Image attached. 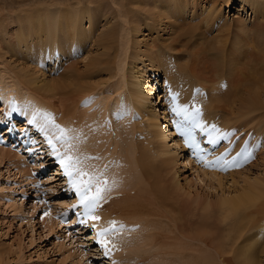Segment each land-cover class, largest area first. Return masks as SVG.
<instances>
[{"label": "bare ground", "instance_id": "obj_1", "mask_svg": "<svg viewBox=\"0 0 264 264\" xmlns=\"http://www.w3.org/2000/svg\"><path fill=\"white\" fill-rule=\"evenodd\" d=\"M234 6L239 8V12H252L251 15L254 16L256 22L254 26L258 27L256 39H249L244 35L238 36L237 42L231 43L228 49L229 35H226L220 38L222 45L215 50L207 46L201 38L197 42L201 41L202 45L199 43L193 48L185 45V42L182 43L180 39L182 36L193 40L195 37L193 34L197 32L198 25L193 24V28L191 26L182 30L184 27L182 26L181 29L178 22H184L189 19L188 16L195 19L204 17L206 14L208 17L215 14L214 17L219 19L223 9ZM113 7H117L116 15L111 12ZM151 12L156 18L160 17L161 21L165 19L167 22L174 19L175 22L168 23L170 27H179V33L182 32L181 35L178 34L181 41L178 38L171 39L170 43L164 47L146 46L150 43L148 41L135 42L134 53L131 57V54L128 55L129 43L132 42L129 39L130 42L126 40L122 47L118 45L121 47L122 57H114L112 61L113 55L109 54L112 55V62L89 58V62L83 64L76 60L85 49L86 42L92 39L93 32L90 34L92 26L96 27L103 23L102 27L106 31L99 35V38H102L114 34L119 24L116 22L118 19H122L123 22L127 19L125 21L127 25H124L135 26L134 28L139 32L141 26L145 24L140 14L148 18ZM85 21L89 24V34L84 31ZM178 31L176 30L177 33ZM225 32L228 34V31ZM131 33L128 34L129 38H131ZM0 42L9 49L19 51L23 57L29 55L31 49L33 51L36 49L37 53L39 52L36 57L39 56L42 67L46 65L45 63L54 65L55 60L51 58L52 48L57 44L60 54L64 57L58 62L68 61V66L65 67L68 74L63 69L64 74H67L66 83L48 77L45 72L41 73L36 70L31 72L30 69L22 75L11 73L10 76L6 75L10 78L8 81L10 83L2 79L5 78L4 75L0 77L2 84L11 91L24 90L28 96L61 109L66 116L75 115L78 103L76 100L92 92L85 87L87 81L97 73L99 75L107 72L110 79H117L116 83L111 84L109 88L111 93L117 94L115 95L116 100L124 95L121 93H125V96L132 99L140 108V112L146 115L148 130L152 134L149 140L150 145L140 146L131 143L132 137L129 138V143L126 141L124 143V148L129 152L127 154L131 182L129 189H135L134 195L126 192L124 197L112 204L119 215L131 222L141 223L140 228L136 230L130 250L142 258V264H264V244L263 249L260 247L264 241V174L260 175L264 172V154L261 151L262 154L258 161L250 163L249 166V170L258 165L262 166L263 170L258 172L260 175L258 177L249 175V170L246 171L247 174H241L240 171V174L236 175H234L235 172L221 175L194 169L196 174L202 177V181L219 183L220 187H223L225 178L230 177L235 182L238 177V180L235 183L232 182V185H236L237 188L231 189L233 186L230 185L228 193L220 194L221 196L216 199L202 196L196 193V190L192 192V181H185L187 177L185 176L183 178L185 186L182 185L179 170L176 168V165L183 163L180 159L184 157L183 152L175 148L177 147L174 142L175 138H171L172 143L170 144L174 145V150L167 142V144L164 143L168 135L171 136L173 132L166 128L164 130L158 120L157 110L159 108L153 107L151 103L154 102L149 99L150 90L155 88L152 83L156 77L148 79L152 77V74H164L175 80L180 76H189L207 89L208 112L219 114L225 124H239V127L253 128L256 133L264 134V0H203V3L200 0H58L55 3L47 2V0H0ZM73 43H75L74 48L77 52L75 57L71 52ZM105 52L110 51L105 50ZM172 55H174V63L170 64L168 58ZM27 59L30 60V58ZM72 62L75 63L72 64ZM127 64L129 74L125 72ZM173 67L175 68L174 73L172 72ZM226 68L229 69L228 74L225 72ZM221 78L225 79V86L219 87ZM57 83L65 84L61 86ZM7 85L10 86L7 87ZM71 86L78 89L77 94L76 92L74 94ZM69 87L71 90L68 92L72 91L70 96L74 98L73 101L70 100L67 92ZM112 97H114L113 94ZM156 104L161 106L159 102ZM133 131L125 134L132 135ZM150 152L153 154L150 155ZM178 154L180 158H177ZM6 158L13 159L12 161L17 163L20 174L28 171L25 162L15 153L0 149V160H6ZM181 197L182 200L185 198L188 202L183 200L182 203ZM193 210H201L200 218H203L201 221L196 222L194 218L196 213L193 214ZM188 211L192 215L187 216ZM217 216L220 219L215 222L214 219ZM196 217L198 219V216ZM47 220L48 225L54 228L52 220ZM227 221L232 222L228 231H225L226 228L222 226L218 228L217 225ZM248 229L255 232L250 236L247 235L248 237L243 241L245 245L237 246L238 248L234 251L233 246L229 248V243L235 244L242 241L243 233ZM231 255L233 257L229 258ZM5 261L0 258V264H8Z\"/></svg>", "mask_w": 264, "mask_h": 264}, {"label": "rangeland", "instance_id": "obj_2", "mask_svg": "<svg viewBox=\"0 0 264 264\" xmlns=\"http://www.w3.org/2000/svg\"><path fill=\"white\" fill-rule=\"evenodd\" d=\"M57 1L58 0H56V1L55 0H53V1L47 0V2H54V3ZM200 1L203 3V0H200ZM104 6H102V7L100 6V7L103 8ZM105 7H107V6H105ZM207 7H209V5H207ZM85 8H87V7H85ZM95 8H96V6H95ZM116 9H117V7L116 8L113 7L114 12L113 11H111V12L113 14H115ZM91 11H94V10H91ZM251 13H252L251 11H249L248 13L247 12L246 13L239 12V8L234 6L231 8L229 7L228 9L227 8L223 9V12L221 13L219 19L214 17L215 14L210 16L211 18L208 17V14H206L204 17H198L195 19H192L191 17L188 16L189 19L185 20L184 22L180 21L177 24L179 25L180 28L182 26L184 27V28L182 27L183 29L181 28L182 30H185V28H187V27L192 26V28H193L194 25H198L197 29H196L197 32L195 34H193L195 36L193 38V40H192V38L191 39H188V37L186 38V36L180 37L179 35H181L182 32L179 33V31H178L179 27H176L178 25L175 26L176 28H174L173 26H171V27H173V28H171L169 26L170 22H175L174 19H170L172 21H167V22L165 19H163L164 21H161L160 20L161 18L160 17L156 18L152 12H151L152 17L148 16L149 19L152 18L150 20L147 18L146 15L142 14L143 15L142 16L140 14L141 20L145 24L141 26V28H140L141 30L139 32H138V30H136V28H134L135 26H132V27H129V25L125 26V25H127V22H125L127 19L124 20L125 23L123 22L122 19H118L116 22L119 24L117 25V28H115V32H114V34L116 33V35L112 34V35L106 36L107 39L105 36L102 38H99L100 37L99 35H101V33L103 31H106L105 29H103V27H102L103 23H102L99 26L97 25L96 27L92 26L93 31L90 30V34L93 32V34H91L92 39H90L89 42H86L87 47L85 46V49L82 51V53H80L77 56L76 60L80 63H83V64H86L87 62H89L88 61L89 58L91 60L100 59L103 61H111V56L113 55L112 56V61H113L114 57H118V58L122 57L121 47L124 44V42H126V40L129 41V39H131V41H132L131 43H129L130 41L128 42L129 43L128 55L131 54V57H132V54L134 53V47H135L134 43L135 42L148 41L150 43H148L146 46L157 45V46L164 47L165 45L170 43L171 39H175V38L179 39V37L182 40V43L185 42L184 43L185 45L191 46L192 48L195 45H198L199 43L202 45L201 41L197 42L201 38L203 40V42H206L207 46H209L212 50H215L217 48H220L222 45L220 43V40H221L220 38H223V36L226 37V35H229V41L227 42L228 49H229L232 44L237 42L238 36L242 37L244 35V36H247L249 39L250 38L256 39L257 34H258V32H257L258 27L254 26V24L256 22L254 21V16L251 15ZM122 18L124 19L125 17H122ZM144 18H145V20H144ZM120 21H121V23H120ZM158 21H160V22L158 23ZM85 22H84V25H85L84 28L85 29L84 28H82V29H84V31L86 33L88 32L87 34H89V29H90L88 26L89 24L87 21H85ZM184 23H186V25ZM120 25H123L125 27L120 26ZM86 27H88V28H86ZM115 27H116V25H115ZM124 28H125V32H124ZM126 29H128V30H126ZM134 30H135V32H137L136 34H135ZM176 30L178 31V33L176 32ZM174 31H175V33H174ZM225 31H228V34ZM117 32H118V34H117ZM128 32L129 33L132 32L130 35L131 38H129ZM133 34L136 36L134 37ZM197 34L198 35L200 34V36H198ZM201 34L204 35V38H202ZM117 35L120 37V39H119V37L118 38L116 37L117 39L115 38V36H117ZM171 35L175 36V37H172ZM122 37H123V39H122ZM124 37H126V38H124ZM169 37H170V39H169ZM98 39L99 40L101 39L100 42H98L99 41ZM111 39H113V40H111ZM124 39H125V41H124ZM117 40H118V42H117ZM153 40H155V42L152 43L151 41H153ZM110 41L111 42L113 41V43H112L113 45L111 44ZM106 42L108 44H106ZM116 43H117V45H116ZM118 45L119 46L121 45V47H119ZM111 47H112V49H111ZM141 48H143V45H141ZM105 50L110 51V52H105ZM111 50H112V52L113 51L114 52L112 53ZM119 50H120V52H119ZM187 50H189V49H187ZM31 51L33 52V54H31L32 53ZM18 52L15 51L13 48L9 49V47L7 48V47L3 46L2 43L0 42V77L3 75H4L3 77H5L2 79H5L8 82L10 78H7V77L10 76V73L12 75H14V74L22 75V74H24V72L27 73V71H29L31 69V72L33 70H36V71L41 72V73L45 72L46 74L45 73L44 74L47 75L48 77L50 76V77L55 78L56 80L59 79V82H65L66 83V81H67L66 78H67V74H68V70H67V68H65L68 65L67 64L64 65L66 60L64 62L61 61L62 63L58 62L59 65L61 64V66H63L61 71L58 74H53V73L51 74V68H52L53 64L50 65V63H45L46 64V65H44L45 68H44V66L43 67L40 66L43 64H41L39 62V56L36 57V55H39L38 54L39 52L37 53L36 49H35V51H33V49H31L29 51L30 53H28L29 55H26V57L21 56L20 52L19 53ZM110 53L112 55H109ZM24 54H26V53H24ZM118 54H119V56H118ZM32 55H33V57H32ZM31 57H32V59H31ZM27 58H30V60ZM84 58H85V60H84ZM128 59L131 60V58H129V56H128ZM128 61L129 60H127V63H129ZM37 63H39V64L37 65ZM74 63L75 62H72V64H74ZM127 66H128V64L125 66L126 67L125 72L127 74H129L130 71H129V67H127ZM12 67H13V69H12ZM4 68H6V69H4ZM63 69L66 70L67 74H64L65 71ZM218 70L219 69H217V71ZM225 72H227V74H228L229 69L226 68ZM62 73L64 75H62ZM6 75H8V76L6 77ZM150 78L154 79L153 77H148L149 80H150ZM221 79H223V78H221ZM100 81H102V82H100ZM116 81H117V79H113V80L110 79V77H108L107 72H102L99 75L97 73L96 75H94V77L91 80L87 81L89 84L87 83L85 85V87L87 90H89V89L92 90L91 93H93V92L98 93L99 95L97 96V98L101 99L103 102L106 103V102H109L110 100H112V98H113L112 94L114 97H115V95H117V94L111 93L110 89H109L111 84H115ZM0 82H1L0 83V85H1L2 81L0 80ZM8 83H10V82H8ZM65 83H63L62 85L60 83H57V85L63 86ZM152 84L154 85V82ZM3 85L4 84H2V86ZM9 86L7 85V87H9ZM223 86H225V83ZM71 88L74 90L73 91L74 94H75V92L77 94L78 89L76 87H73V86H71ZM71 88L68 89L67 92L70 91ZM150 91L151 92L149 94V99L151 102H154V103H151L152 106L159 108L160 107V106H158L159 104H156L159 100V96L157 94L158 91L155 90V88L151 89ZM21 93L27 94L24 90H22ZM70 93H72V91L68 92L69 98H71L70 100H72V99L74 100V98L70 96V95H72ZM109 93H110V95H109ZM109 96L111 97L110 99H109ZM74 97H76V95ZM107 99H108V101H106ZM76 101H78V100H76ZM162 127L164 129L163 125H162ZM166 129H168V128H166ZM166 142L168 143L169 146H171L170 144L172 143V141H171V137L169 135H168V138L166 139V141L164 143H166ZM262 144H263V147L260 149V152L262 151V153L264 154V140H263ZM170 148H172L173 150L175 149L174 145H172ZM262 153H259L258 154L259 157H257L254 161H258V158H260ZM177 158H180L179 154H178ZM180 159L183 160V163H182V165L181 164L178 165V166H180L179 168L176 165V168H177V170H179L180 179L182 181L180 183L182 185L185 184V181H190V182L192 181L191 182L192 183V188H191L192 192L196 190L195 191L196 193H199L202 196H207L210 199L211 198L216 199V197L221 196L223 193L224 194L228 193L229 188H231L230 185H232V182H233V180L230 177L227 179L226 178L224 179L223 185H222L223 187L218 186L219 183H213V182H209L207 180L202 181V179H201L202 177H199L200 175L198 176V174H196V172L194 170L195 168L192 165H189V163L185 160V156L181 157ZM12 160L13 159H7V158H6V160H0V177H6L5 176L6 171L13 166L11 164V162H13ZM187 163H188V165L183 166L184 164H187ZM250 165L251 164L247 165L246 167H244L243 169H241L239 171H235V173L234 172H232V173H234V175H236V174H240V171H241V174H247L246 171L249 170ZM260 170L262 171L263 168L261 165H258L256 167H252L251 170L248 171V174L251 176L253 175L252 177H258V176L264 174V172H263L259 175L258 172H261ZM185 176H187L186 180L183 179ZM197 178H198V180H197ZM237 178L238 177H236L235 182H237V180H238ZM235 182H233V183H235ZM224 183H225V185H224ZM240 183H241V181H240ZM232 186H233V188H231V189L237 188L236 185H232ZM2 189H4V188L0 187V190H2ZM195 192H194V194H195ZM131 195H134V194H131ZM181 195L183 197V193ZM182 197H181V200H182ZM183 200H185V202H188L185 198H183ZM183 200H182V203H183ZM21 209H22V207L18 206L16 203L6 204V203L0 202V258L2 260L5 261L7 259V261H5V262H7L8 264H78L79 262H81L80 259H77V256L75 255L76 252L69 251L68 249L66 250L63 243L57 241V237L59 235V232H57L54 228H51L48 224H46L44 227L43 224H41L40 222L25 223L24 221L19 220L17 217H14V212H18ZM193 212H194L193 214L196 213L194 215L196 222H199L203 219V218H200L201 210L200 211H198V210L194 211L193 210ZM186 215L188 216V215H192V214L190 211H188V212H186ZM196 216H198V219H200V220H198ZM218 219H220L219 216H217L214 219V221L217 222ZM227 222L222 223L221 225H217L218 228L220 226H222V228H226L225 231L226 230L228 231L229 230L228 227L230 226V224L232 222H230V221H227ZM248 231H249V229H248ZM248 231L243 233V236L241 238L242 241H240V242L238 241L239 243L236 242L234 244L231 241H230L231 243H229L228 242L229 240H228L227 244L228 243L230 244L229 248L233 246V251H234L236 248H238L237 246H243V244L245 245V242H243L244 239L247 238L248 236L252 235L255 232V231H249V232ZM263 244H264V241H262V244L260 246L262 249H263ZM231 257H233V256L232 255L229 256V258H231Z\"/></svg>", "mask_w": 264, "mask_h": 264}, {"label": "snow or ice", "instance_id": "obj_3", "mask_svg": "<svg viewBox=\"0 0 264 264\" xmlns=\"http://www.w3.org/2000/svg\"><path fill=\"white\" fill-rule=\"evenodd\" d=\"M203 94L202 90L197 88L193 92L192 100L182 104L180 103L181 93L169 90L168 111L170 115L176 118L172 123L177 134L183 138L185 146L192 150L198 162H201L205 167H218L224 171L230 167H241L243 163L254 158L250 148H242L230 161L222 157H216L214 160L206 158L208 153L205 148L201 147L200 136L206 137L207 144L215 146L222 139L230 138L234 133L223 131L217 124L204 120L203 107L196 99L198 95ZM93 101L94 97L88 98L85 106ZM28 123L34 125L44 137L52 155L57 159L63 175L67 177L71 189L76 193L78 204L72 207L82 209L78 214L82 218L78 222L87 224L89 219L100 220L96 212L102 207V203L107 202L106 194L116 184L114 178L110 180L107 176L109 166L107 164L103 168L89 166L87 161L99 160L100 157L79 154V143L86 141L83 133L76 129L61 126L56 122L54 114L35 109ZM32 143H36V141H32ZM92 227L95 228L96 225L93 224ZM124 227L122 222L110 220L108 227L100 228L97 231L96 243L105 250L106 256L109 254L108 245L111 243L108 239L109 235L122 230Z\"/></svg>", "mask_w": 264, "mask_h": 264}]
</instances>
